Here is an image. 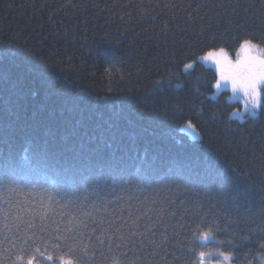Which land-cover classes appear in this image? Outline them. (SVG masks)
I'll list each match as a JSON object with an SVG mask.
<instances>
[{
	"label": "trees",
	"instance_id": "obj_1",
	"mask_svg": "<svg viewBox=\"0 0 264 264\" xmlns=\"http://www.w3.org/2000/svg\"><path fill=\"white\" fill-rule=\"evenodd\" d=\"M249 37L264 45V0H0V181L27 187L20 216L59 218L45 190L81 184L97 220L163 219L174 264H264V89L234 118L198 59Z\"/></svg>",
	"mask_w": 264,
	"mask_h": 264
},
{
	"label": "snow or ice",
	"instance_id": "obj_2",
	"mask_svg": "<svg viewBox=\"0 0 264 264\" xmlns=\"http://www.w3.org/2000/svg\"><path fill=\"white\" fill-rule=\"evenodd\" d=\"M254 43L258 49L259 45L252 38L244 40L245 45ZM221 52L224 55H220ZM198 59L216 65L217 89L229 83L233 92L243 93L245 107L249 103L254 108L260 106L264 88V56L259 51L245 53L241 50L238 59L233 61L226 47H209ZM196 63L197 59L193 58L183 64V69H192ZM0 188L5 190L0 196V264H36L37 257H44L47 251L37 246L44 239L52 241L48 247L56 259L52 254L46 257L52 264H174V260L169 258L175 257V253L164 246L168 240L167 225L163 219L143 214L141 208L133 212L130 207L127 214L121 209L119 213L112 212L97 220L92 212L83 210L79 184L70 190H45L53 203L71 208V211L60 214L59 218L46 219L40 214L37 223L35 218L24 219L19 214L23 210L22 202L16 197L27 187L4 178L0 181ZM51 193H55L59 200H55ZM97 195L99 197V193ZM128 199L130 202L133 198ZM121 200V196H115L114 200L100 197L91 207L97 212L107 211L109 204ZM205 255L200 253L202 258ZM221 255L225 260L229 259L227 254Z\"/></svg>",
	"mask_w": 264,
	"mask_h": 264
},
{
	"label": "rangeland",
	"instance_id": "obj_3",
	"mask_svg": "<svg viewBox=\"0 0 264 264\" xmlns=\"http://www.w3.org/2000/svg\"><path fill=\"white\" fill-rule=\"evenodd\" d=\"M245 44L242 45L241 48H239V50H237L233 55L231 54V58L233 59V61H235L236 59H238L241 50L244 48ZM220 55H224L223 52L219 53ZM262 56H264V54H261ZM203 61V60H201ZM204 63L206 61H203ZM207 64L213 66L216 68V65L211 63V62H207ZM217 70V69H216ZM216 88V87H215ZM217 89V88H216ZM264 89V88H262ZM228 91L229 95H228V99L230 102H236L239 104V107H237L234 111H233V117L237 118V119H243L245 118L246 115H256L258 114L260 107H261V103H262V96H263V91H262V95H261V101H260V106L258 108H254L251 103H249V105L247 107H245L244 105V96L243 93L240 91H236L233 92L231 85L229 83H225L224 85L221 86V88L216 90V93L218 94L217 91ZM192 128V127H190ZM193 129V128H192Z\"/></svg>",
	"mask_w": 264,
	"mask_h": 264
},
{
	"label": "clouds",
	"instance_id": "obj_4",
	"mask_svg": "<svg viewBox=\"0 0 264 264\" xmlns=\"http://www.w3.org/2000/svg\"><path fill=\"white\" fill-rule=\"evenodd\" d=\"M249 50H251V52L255 53L257 51H259L260 54H264V45H260L259 48L257 49V47L254 44H246L244 46V48L242 49V51H244L245 53H248Z\"/></svg>",
	"mask_w": 264,
	"mask_h": 264
}]
</instances>
